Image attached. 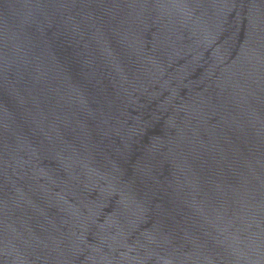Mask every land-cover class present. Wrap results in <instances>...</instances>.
<instances>
[{"label":"water","instance_id":"water-1","mask_svg":"<svg viewBox=\"0 0 264 264\" xmlns=\"http://www.w3.org/2000/svg\"><path fill=\"white\" fill-rule=\"evenodd\" d=\"M0 264H264V0H0Z\"/></svg>","mask_w":264,"mask_h":264}]
</instances>
